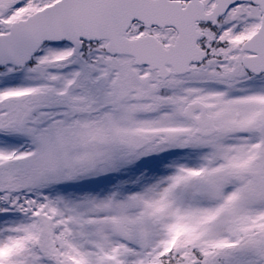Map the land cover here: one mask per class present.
<instances>
[{"label": "snow or ice", "instance_id": "1", "mask_svg": "<svg viewBox=\"0 0 264 264\" xmlns=\"http://www.w3.org/2000/svg\"><path fill=\"white\" fill-rule=\"evenodd\" d=\"M0 264H264V0H0Z\"/></svg>", "mask_w": 264, "mask_h": 264}]
</instances>
